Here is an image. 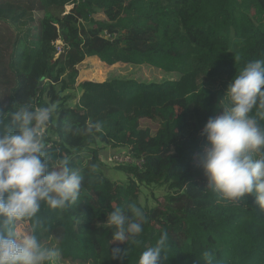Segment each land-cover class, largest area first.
<instances>
[{"label": "trees", "instance_id": "obj_1", "mask_svg": "<svg viewBox=\"0 0 264 264\" xmlns=\"http://www.w3.org/2000/svg\"><path fill=\"white\" fill-rule=\"evenodd\" d=\"M91 58L180 78L78 83L79 66ZM255 59H264V0H0V127L21 105L54 106L45 150L84 177L74 203L41 206L35 234L58 250L51 264H138L164 232L163 264H208L205 252L211 264H264V212L255 197L222 198L197 166L203 127L225 109L223 91L199 88L198 75L231 81ZM250 115L264 127L257 108ZM94 123L100 131L86 132ZM107 148L142 167L112 166L128 178L112 181L103 169L111 168L102 160ZM147 191L153 206L148 197L142 203ZM128 203L144 211L143 232L123 261L113 260L111 248L127 245L112 244L104 224ZM21 223L32 232L36 220Z\"/></svg>", "mask_w": 264, "mask_h": 264}, {"label": "clouds", "instance_id": "obj_2", "mask_svg": "<svg viewBox=\"0 0 264 264\" xmlns=\"http://www.w3.org/2000/svg\"><path fill=\"white\" fill-rule=\"evenodd\" d=\"M224 96L228 107L203 127L201 135L206 142L197 166L213 193L228 200L253 196L264 212V127L250 115L257 108L264 117V59L248 62L229 82ZM53 115L54 106L24 104L9 114L8 125L0 127V264H51L59 255L35 234L38 214L42 204L56 210L74 203L84 177L67 159H54L46 152L43 130ZM93 129L100 131V124H89L86 132ZM145 219L135 203L108 213L104 225L112 229V244L127 245L111 248L113 260L126 258L128 245L137 242ZM32 220H36L32 232L18 234V222ZM168 239L166 232L161 233L155 244L140 254L138 264H163ZM204 256L211 264L210 253Z\"/></svg>", "mask_w": 264, "mask_h": 264}, {"label": "rangeland", "instance_id": "obj_3", "mask_svg": "<svg viewBox=\"0 0 264 264\" xmlns=\"http://www.w3.org/2000/svg\"><path fill=\"white\" fill-rule=\"evenodd\" d=\"M96 20H104L105 16L102 14H97L95 16ZM80 70V77L78 79V83H82L85 81H92V82H106L113 79H123V78H132L136 79L140 82H168L173 80H178L180 78L179 74H167L161 70L149 67V66H131V65H124L118 64L115 66H108L104 63L100 62L96 58L87 59L84 63L79 66ZM198 87H207L214 90H222L223 91V99L222 103L224 108L228 107L229 101L227 96L225 95L227 86L229 84V80L225 77H220L217 79H207V77L203 74L198 75ZM78 96V91H77ZM79 97V96H78ZM144 127L149 126L148 124H143ZM153 131H156V127L152 126ZM124 152L123 150L120 151H113L110 148L106 149V152H103V160L111 156L113 153ZM107 160V159H106ZM105 160V161H106ZM111 168L103 167L105 171V175L110 178L112 181L125 183L127 182L128 178L125 173L120 170L114 169L112 166ZM155 191V190H154ZM160 193H163V190L160 192H156V196ZM147 197L149 198L148 201L151 206L154 205L153 198L149 191L142 196V203H145ZM18 234H23L24 232L31 233V227L28 223H21L18 222L17 225Z\"/></svg>", "mask_w": 264, "mask_h": 264}, {"label": "built area", "instance_id": "obj_4", "mask_svg": "<svg viewBox=\"0 0 264 264\" xmlns=\"http://www.w3.org/2000/svg\"><path fill=\"white\" fill-rule=\"evenodd\" d=\"M64 47H65V44L60 42L57 48V53L61 54L64 51ZM106 159L104 160L102 159V160L110 166H117V167L118 166H137L141 168L143 165L142 160H138L126 152L113 153L111 156H109Z\"/></svg>", "mask_w": 264, "mask_h": 264}, {"label": "crops", "instance_id": "obj_5", "mask_svg": "<svg viewBox=\"0 0 264 264\" xmlns=\"http://www.w3.org/2000/svg\"><path fill=\"white\" fill-rule=\"evenodd\" d=\"M81 95V90H78V96H80Z\"/></svg>", "mask_w": 264, "mask_h": 264}, {"label": "water", "instance_id": "obj_6", "mask_svg": "<svg viewBox=\"0 0 264 264\" xmlns=\"http://www.w3.org/2000/svg\"><path fill=\"white\" fill-rule=\"evenodd\" d=\"M86 82V81H85Z\"/></svg>", "mask_w": 264, "mask_h": 264}]
</instances>
